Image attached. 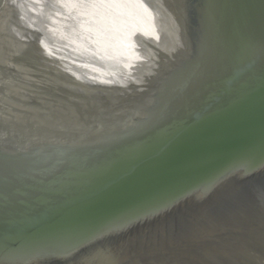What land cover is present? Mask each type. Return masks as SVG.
Segmentation results:
<instances>
[{"label": "water", "instance_id": "water-1", "mask_svg": "<svg viewBox=\"0 0 264 264\" xmlns=\"http://www.w3.org/2000/svg\"><path fill=\"white\" fill-rule=\"evenodd\" d=\"M0 264H264V0H0Z\"/></svg>", "mask_w": 264, "mask_h": 264}, {"label": "bare ground", "instance_id": "bare-ground-1", "mask_svg": "<svg viewBox=\"0 0 264 264\" xmlns=\"http://www.w3.org/2000/svg\"><path fill=\"white\" fill-rule=\"evenodd\" d=\"M163 23V22H162ZM162 29L165 31V32H170V31H172V29H171V26H170V23L169 22H166V21H164V24L162 25ZM160 47H162V48H164L162 45L160 46Z\"/></svg>", "mask_w": 264, "mask_h": 264}]
</instances>
